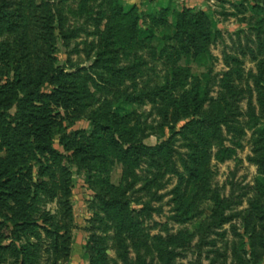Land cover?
<instances>
[{"label":"rangeland","instance_id":"rangeland-1","mask_svg":"<svg viewBox=\"0 0 264 264\" xmlns=\"http://www.w3.org/2000/svg\"><path fill=\"white\" fill-rule=\"evenodd\" d=\"M1 86L0 264H264V0H0Z\"/></svg>","mask_w":264,"mask_h":264},{"label":"trees","instance_id":"trees-1","mask_svg":"<svg viewBox=\"0 0 264 264\" xmlns=\"http://www.w3.org/2000/svg\"><path fill=\"white\" fill-rule=\"evenodd\" d=\"M21 81V79L20 78H17L16 79V82H20ZM10 90V88H7V87H5V86H1L0 87V93H3V92H7V91H9ZM0 116H2V113L0 112ZM197 118V119H196ZM207 118H204L203 116H201V115H198V116H194L193 117V121L195 122V123H197V122H206L207 120H206ZM131 144V143H130ZM132 147H133V145H131ZM9 225H11V224H9Z\"/></svg>","mask_w":264,"mask_h":264}]
</instances>
